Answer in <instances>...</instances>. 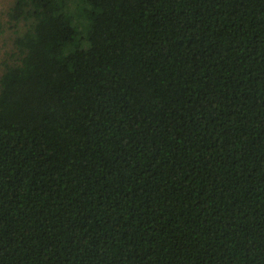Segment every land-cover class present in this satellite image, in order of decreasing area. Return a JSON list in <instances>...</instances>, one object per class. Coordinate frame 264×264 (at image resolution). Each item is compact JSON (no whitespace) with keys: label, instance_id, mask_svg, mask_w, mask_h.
I'll return each instance as SVG.
<instances>
[{"label":"trees","instance_id":"obj_1","mask_svg":"<svg viewBox=\"0 0 264 264\" xmlns=\"http://www.w3.org/2000/svg\"><path fill=\"white\" fill-rule=\"evenodd\" d=\"M0 264H264V0H13Z\"/></svg>","mask_w":264,"mask_h":264},{"label":"rangeland","instance_id":"obj_2","mask_svg":"<svg viewBox=\"0 0 264 264\" xmlns=\"http://www.w3.org/2000/svg\"><path fill=\"white\" fill-rule=\"evenodd\" d=\"M13 0H0V73L4 66L17 60L12 44L13 29L8 22L7 12Z\"/></svg>","mask_w":264,"mask_h":264}]
</instances>
